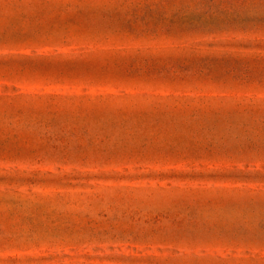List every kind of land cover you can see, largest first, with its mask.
<instances>
[{
	"label": "rangeland",
	"instance_id": "1",
	"mask_svg": "<svg viewBox=\"0 0 264 264\" xmlns=\"http://www.w3.org/2000/svg\"><path fill=\"white\" fill-rule=\"evenodd\" d=\"M0 264H264V0H0Z\"/></svg>",
	"mask_w": 264,
	"mask_h": 264
}]
</instances>
